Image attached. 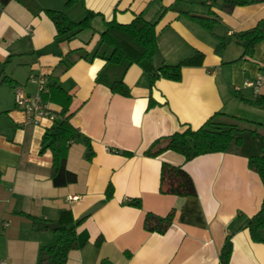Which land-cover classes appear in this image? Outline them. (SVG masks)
Here are the masks:
<instances>
[{
  "label": "crops",
  "instance_id": "1",
  "mask_svg": "<svg viewBox=\"0 0 264 264\" xmlns=\"http://www.w3.org/2000/svg\"><path fill=\"white\" fill-rule=\"evenodd\" d=\"M31 1L40 10L64 12L72 21L84 18L87 11L95 15L91 29L58 42L54 25L42 11L32 13L17 0L0 5V262L37 264L38 251L54 245V231H34L31 216L57 226L78 223L79 247L68 254L66 264H220L229 232V264H264V242L252 241L247 229L264 201V185L247 166L257 145L243 153L207 154L186 163L170 151L143 155L158 138L185 127L196 130L217 113L238 117L235 111L245 100L264 96V84L256 92L244 87L264 75V42L252 57L238 60L242 48L233 37L264 20V4L225 14L210 7V0H76L69 7L68 0ZM186 13L214 20L212 34ZM137 15L156 24L158 54L153 66L182 63L181 75L177 82L160 78L150 85L149 76L131 65L123 78L130 95L122 97L95 81L105 61L81 55L95 51L106 22L125 25ZM112 34L133 58L138 56L139 48L127 36ZM219 39L225 47L218 55ZM32 74L46 76L71 98L70 124L81 137L69 144L66 169L76 174L75 184L55 188L51 183L52 155L41 152L40 143L52 122L41 118L29 124L15 107V88L29 96L36 93V85L29 82ZM45 95L44 102L56 116L60 101ZM253 123L259 129H252L264 135V125ZM82 137L91 144V160L86 159ZM162 163L182 165L196 195L160 194ZM108 184L113 188L110 200L105 199ZM135 199L140 209L128 205ZM98 204L96 211L78 220ZM171 210L174 219L164 234L143 229L146 213L165 216ZM261 235L264 239V232Z\"/></svg>",
  "mask_w": 264,
  "mask_h": 264
},
{
  "label": "trees",
  "instance_id": "2",
  "mask_svg": "<svg viewBox=\"0 0 264 264\" xmlns=\"http://www.w3.org/2000/svg\"><path fill=\"white\" fill-rule=\"evenodd\" d=\"M11 0H0V5L4 6ZM21 2L30 12L38 13L42 11L52 22L56 31V41H67L83 30L91 29V19L95 15L93 12H86L84 18L79 21L70 20L64 12L52 10H40L31 0H17ZM76 0H68L66 7L71 6ZM179 1V0H178ZM206 0H202L201 4ZM264 4V0H210V7H215L225 14H230L236 7H247ZM209 15L212 12L209 11ZM208 33L212 34L214 20L190 16ZM156 24L145 20L141 15H137L129 24H118L115 21L105 23L104 31L99 35L97 47L91 54H83L82 58L91 61L95 57H100L105 61L103 68L97 73L95 81L109 89L112 94L122 97H129L130 91L124 83V74L131 65H137L148 76L150 85L154 81L162 78L177 82L180 80L182 63L176 65L161 64L157 68L153 66V61L158 54ZM113 32H119L127 36L140 50L137 57L133 58L118 43L113 36ZM233 37L236 43L242 48V53L238 60L252 57L257 45L264 42V20L259 21L252 29L235 33ZM225 43L223 39L218 40L215 52L219 55L223 51ZM101 51V54H99ZM62 63H65L62 60ZM46 93L50 100L60 101L61 110L55 116L51 127L45 130L41 138V149L43 152L49 150L52 155L50 180L55 188L65 187L75 184L77 176L66 169V157L69 144L72 140L81 137L79 132L70 124L73 113L69 112L71 102L70 96L56 84H46ZM45 94V93H43ZM42 94V96H43ZM47 95L43 96L46 98ZM62 98V99H61ZM254 108L264 109V96H258L254 100L244 101ZM243 119L217 113L208 118L196 130L185 127L182 131L175 132L169 136L156 139L143 152L147 157H156L159 154L170 151L183 157V162H189L196 157L226 153L238 150L243 153L252 149V145H257V153L248 156V169L256 173L264 185V135L255 129L240 128L238 123ZM252 124H254L252 122ZM87 149L86 159L91 160L93 151L89 140L82 137ZM113 153L130 158L131 152L112 150ZM159 192L163 195H172L180 198L194 197L196 190L191 177L183 170L182 165H172L162 163L159 170ZM113 196V188L108 184L105 190V199L110 200ZM136 209L141 208L139 199L131 200L128 203ZM175 211H169L165 216H156L146 213L143 218V229L146 232L164 234L171 226ZM32 222L34 231H46L48 228L46 221L28 216ZM78 225L64 226L58 225L54 231L56 241L54 245L42 247L38 251L37 264H66L68 254L76 250L79 246L76 240L75 228ZM247 229L250 238L254 242H264L262 232H264V201L258 212L247 222ZM232 232L225 237L223 246L219 253V263L229 264L232 253ZM100 240L96 245H99Z\"/></svg>",
  "mask_w": 264,
  "mask_h": 264
},
{
  "label": "built area",
  "instance_id": "3",
  "mask_svg": "<svg viewBox=\"0 0 264 264\" xmlns=\"http://www.w3.org/2000/svg\"><path fill=\"white\" fill-rule=\"evenodd\" d=\"M29 82L36 85L37 91L34 95L29 96L26 95L20 88H15L13 100L16 109L25 114L26 122L29 124H37L41 118H46L53 123L55 115L48 109V106L44 102L42 96L43 93L47 92V77L41 74H32L29 76ZM262 84H264V75H259L254 81L245 82L244 87L251 88L256 92ZM236 90L238 91L239 89L236 88ZM7 226V223H2V227ZM0 264L6 263L0 262Z\"/></svg>",
  "mask_w": 264,
  "mask_h": 264
},
{
  "label": "rangeland",
  "instance_id": "4",
  "mask_svg": "<svg viewBox=\"0 0 264 264\" xmlns=\"http://www.w3.org/2000/svg\"><path fill=\"white\" fill-rule=\"evenodd\" d=\"M254 53H255V50H254ZM254 53H253V55H254ZM261 65H264V63H262ZM239 107H240L239 110H236L234 115L243 119V121H240L238 123V126L240 128L251 129V130H252V128H256L257 126L252 125V121L257 123V124L264 125V113H257L258 111H254L252 106H250L247 103H243V104L239 105Z\"/></svg>",
  "mask_w": 264,
  "mask_h": 264
},
{
  "label": "water",
  "instance_id": "5",
  "mask_svg": "<svg viewBox=\"0 0 264 264\" xmlns=\"http://www.w3.org/2000/svg\"><path fill=\"white\" fill-rule=\"evenodd\" d=\"M99 204L96 206H93L92 208L88 209L86 212H84L80 217H79V221L86 218L87 216H89L90 214H92L94 211H96L99 208ZM46 227L50 230V231H55L57 229V224L56 223H48L46 224Z\"/></svg>",
  "mask_w": 264,
  "mask_h": 264
}]
</instances>
